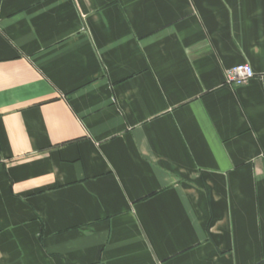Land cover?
Masks as SVG:
<instances>
[{"label": "crops", "instance_id": "1", "mask_svg": "<svg viewBox=\"0 0 264 264\" xmlns=\"http://www.w3.org/2000/svg\"><path fill=\"white\" fill-rule=\"evenodd\" d=\"M0 264H264V0H0Z\"/></svg>", "mask_w": 264, "mask_h": 264}, {"label": "built area", "instance_id": "2", "mask_svg": "<svg viewBox=\"0 0 264 264\" xmlns=\"http://www.w3.org/2000/svg\"><path fill=\"white\" fill-rule=\"evenodd\" d=\"M254 77V73L248 65H238L226 72L225 83L228 86L239 87L246 84Z\"/></svg>", "mask_w": 264, "mask_h": 264}]
</instances>
